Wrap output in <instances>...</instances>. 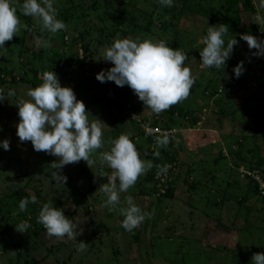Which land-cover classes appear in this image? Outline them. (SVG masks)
Here are the masks:
<instances>
[{
    "label": "rangeland",
    "instance_id": "1",
    "mask_svg": "<svg viewBox=\"0 0 264 264\" xmlns=\"http://www.w3.org/2000/svg\"><path fill=\"white\" fill-rule=\"evenodd\" d=\"M12 2L18 8L22 28L6 42V52L0 51V78L4 81L0 89L7 98L0 102V141L10 140V150L0 147V264H251L254 253H264V201L259 197H264V189L254 181L259 186L255 194L251 181L242 179L243 174L254 172L256 157L264 162V65L256 64L260 60L255 61L245 44L246 60H239L244 62L245 71L239 78L235 77V67L224 74L203 69L200 50L204 45L199 43L209 26L227 25L230 36H225L226 41L240 37L253 21L259 23L264 40V23L256 20L257 15L264 17L261 0H252L256 13H243L238 28L226 12V0H173L172 7L162 6L159 0H54L57 18L67 15L68 19L61 18L67 30L54 35L57 42L49 48L37 46L36 41L49 33L41 31L33 17L19 11L23 0ZM120 12L125 26L113 37L114 18ZM29 23L27 34L32 37L23 47L21 37ZM100 31L107 44L98 47ZM60 34L69 42L63 45ZM81 35L91 46L87 55L81 49L83 42L77 40ZM137 37L163 39L168 46L183 49L188 54L186 66L197 78L186 100L158 115L145 109L129 86L96 79L97 73L113 66L102 59L104 49L117 38ZM57 55L60 62L72 60L71 65H51L61 86L73 88L77 99L85 103L90 121L98 118L106 124L104 147L91 157L96 163L92 168L83 160L64 166L61 174L68 177L65 185L51 178L54 170L50 165L57 158L35 151L31 142H20L16 134L18 99H28L27 91L35 87L34 73L54 63ZM229 81L235 84L232 94L223 90ZM10 90L16 95L8 97ZM178 109L186 114H178ZM194 115H199L196 125ZM142 119L175 131L167 148L159 149L172 159V196L155 197V181L148 179L152 169L127 193L120 194L121 204L113 211L105 207L107 197L98 190L108 182L107 177H100L99 151L110 150L109 140L124 133L134 140L141 158L150 160L140 150L157 151L156 138H146L139 130ZM188 132L198 134L187 136ZM103 171L111 175L107 165ZM256 172L264 186V168ZM92 186L94 190H90ZM77 187L85 196L82 200ZM39 189L45 200L58 192L65 216L81 222L83 233L77 241L89 245L86 251L77 252V241L46 235L36 219L42 207L38 200L29 203L27 211H20V199L37 198ZM69 192L74 197H68ZM127 195L143 211L152 213V219L131 232L122 227L124 217L119 213ZM31 218L36 223L31 224ZM21 222L31 225L24 233L16 229Z\"/></svg>",
    "mask_w": 264,
    "mask_h": 264
},
{
    "label": "clouds",
    "instance_id": "2",
    "mask_svg": "<svg viewBox=\"0 0 264 264\" xmlns=\"http://www.w3.org/2000/svg\"><path fill=\"white\" fill-rule=\"evenodd\" d=\"M159 3L164 7L173 6V0H159ZM259 7L264 8V0ZM19 11L24 16L33 17L41 26V31H47L52 36L67 30L66 23L57 18L54 0H23ZM256 20L264 23V17L260 15ZM218 25L209 26L206 36L199 41L204 45L200 50V66L203 69H223L231 58L234 46L239 43L235 38L228 39L225 45V36H230L229 28L225 24ZM21 28L17 6L12 0H0V51L6 52V42L18 36ZM240 38L247 42L250 50H255L253 56L264 57V40L247 33L241 34ZM36 43L38 47H51L50 38L38 39ZM102 59L113 66L97 73L96 79L101 83L114 82L119 87L129 86L145 109L157 115L186 100L196 84L197 78L186 66L188 54L183 49L168 46L163 39L117 38L104 49ZM233 71L239 78L245 71L244 62L241 61ZM42 80L40 85L27 91L28 99L20 98L16 103L20 118L16 134L20 142H31L35 151L57 158L50 165L54 170L51 178L56 184L65 185L68 177L61 174L64 166L83 160L92 168L96 163L91 157L104 147L103 129L106 124L98 118L89 120L85 103L77 99L72 87L61 86L54 71H45ZM15 95L14 90L7 93L8 97ZM4 100L7 98L0 89V102ZM154 141L157 149L167 148L171 142L170 133L157 135ZM109 143L112 145L110 150L99 151L100 177H107L108 182L101 184L98 190L107 197L105 207L115 211L116 206L121 204L120 194L127 193L140 177L156 168V178L160 179L167 175L171 165L154 164L152 160L142 159L136 144L127 134L122 133L118 138L110 139ZM0 147L10 150V140L0 141ZM153 155L160 158V151H155ZM104 165L111 170V175L103 171ZM29 203H37V198H21L20 211H27ZM119 213L124 217L122 227L129 232L146 219H152V213L143 211L131 195L124 197V206L119 207ZM36 219L49 238L77 241V236L83 233L77 218L66 217L63 208L50 203L43 204ZM30 226L21 222L16 229L24 233ZM88 246L84 241H77L76 250L84 252ZM251 264H264V253H254Z\"/></svg>",
    "mask_w": 264,
    "mask_h": 264
},
{
    "label": "trees",
    "instance_id": "3",
    "mask_svg": "<svg viewBox=\"0 0 264 264\" xmlns=\"http://www.w3.org/2000/svg\"><path fill=\"white\" fill-rule=\"evenodd\" d=\"M224 3H225V6H226V12H228L229 14H231L234 17V22H235L234 25H236V26H234L235 28H238L239 26L242 25L241 15L243 13L244 14L248 13V12L256 13V10H255V7H254V4H253L252 0H226V2H224ZM121 13L122 12H120V15L117 18H114V22L116 24V29L112 32L113 37H115V33L114 32L120 33V29H123L124 26H125L124 14H121ZM59 16H60V19L62 17H65L64 19H68L67 15H65V13H62ZM30 26H31V24L28 25L26 31L24 30L25 34L21 37L20 44L23 47H25V44L27 42H29L30 38L32 37V36H29L27 34L30 31V28H31ZM260 31H261V28H260L259 23H256V22L253 21L243 31V34L247 33V34H252L254 36H258ZM31 33H32V31H31ZM99 33H100V37L98 38V40H96V42H97L96 44H97L98 47L102 46V45L105 46L107 44L106 39L104 38L105 36L103 35L102 31H100ZM48 35L49 36H46L44 39L47 40V39L50 38L51 43L52 42H57V39H56L55 36H52L50 33ZM60 35H61L60 36L61 37L60 40L62 41L63 45H64V41L66 43L69 42L68 38H67V40H64V37H63L64 35H62V34H60ZM235 38L239 41V43H238V45L234 46V51H233V53L231 55V58L226 62L227 65L223 69H217V71L215 70V72L220 73V74L221 73L224 74L225 72L229 71L231 68L237 66L241 62L239 60H243V61L246 60L245 44H247V42L245 43V41L242 40L240 37H232L230 39H235ZM77 40L83 42V44L81 45V49L84 52V54L87 55L88 53H90L91 46H90V43L87 42L86 37L81 35V36L77 37ZM89 41H93V39H91ZM226 44H227V40L225 41V45ZM65 45H67V44H65ZM250 51H251L250 53H253L255 50H250ZM34 54H35V52H33V55ZM58 56L59 55H57L56 58L54 59V63L51 62L50 65H48L47 67H44V68H43V66H41L39 68V71H36V73H34L33 85L35 87L41 84L43 73L45 71H51L50 70L51 67H52L51 65L62 66L64 63L67 64V65H71V61L72 60L70 58L63 59L64 62L63 61L60 62L61 60H60V57H58ZM253 57H255V56H253ZM35 58H36V56H35ZM39 58L41 59V62L44 61V57L40 56ZM257 64L261 67V65H264V60H260L259 63H257ZM44 65H45V63H44ZM39 76H41L40 80L38 79ZM0 82H1V84L4 83L3 79L0 78ZM231 82H233V81L227 82L225 84V86H227V84H229ZM0 88H1V86H0ZM208 89H211V88H208ZM213 95H214L213 93L209 94V96L211 98H213ZM178 114H186V111L178 109ZM198 121H199V119L196 118V116L194 115L193 116V125H196L198 123ZM133 142H134V140H133ZM156 150H159V149H156ZM140 152L146 158H148L150 160H153L154 164H159V165L169 164L170 161L172 160L169 155L164 153L163 149L160 150V158H156L153 155V153L155 151L151 152L149 149L148 150L147 149L146 150H140ZM256 159H257V165L255 166V168L251 169V171H255V172L259 171V170L261 171L264 168V162L262 161V159H260L259 157H256ZM258 159H260V160H258ZM258 165H261V167L258 166ZM255 169H257V170H255ZM156 171H157V169L153 168L152 173L150 175H148V179L152 180V182L155 181L154 178L156 176ZM263 179H264V177H263ZM92 181L93 180H90V183ZM155 184H156V182H155ZM251 184H253V185H250V187L253 188V192L255 194L256 193L258 194L259 186L254 181H251ZM172 188H173V186L169 185L168 192H167L166 196H163L162 198H169L170 199L171 196H172ZM90 190H94V186H92V188H90ZM76 192H77V195H79L81 197V200L85 198V196L82 194V192H80L78 187L76 188ZM155 192H156V189H155ZM42 194H41V189H39L38 192H37V195H38L37 200L42 203V206L45 203H50V204H52L53 206H55L57 208H62L63 201L58 196V192L55 195H53L52 198L49 199V200L43 199L42 198ZM68 197H74L73 193L69 192ZM259 197H261L260 199H262V201H264V197H262L261 194H259ZM34 222H35V218H31L30 219V223L33 224ZM35 233H37V232H35Z\"/></svg>",
    "mask_w": 264,
    "mask_h": 264
},
{
    "label": "built area",
    "instance_id": "4",
    "mask_svg": "<svg viewBox=\"0 0 264 264\" xmlns=\"http://www.w3.org/2000/svg\"><path fill=\"white\" fill-rule=\"evenodd\" d=\"M257 37H259L260 39L263 40L262 30L259 32V35ZM66 40H67V38H66ZM253 58L255 59L256 62H258L259 60H264V57H256L255 56ZM233 85H235V84L233 82H231V83L227 84V86H225L223 88V90H225L228 94H232L233 93ZM145 125H147V127H144ZM138 128L145 135L146 138H156L157 135H161L164 132H168V133H170V135L175 133V131L161 129L160 126L149 125L143 119L138 122ZM245 178H248L251 181H255L256 183H258L261 186V189H264V186L260 182V180H261L260 176L257 174V172L254 171L253 173H245V174H243L242 179H245ZM170 179H171V168L169 169L166 176H162L160 179H157L155 176V182H156V184H155V187H156L155 197L156 198H162L163 196H165L167 194ZM262 194L264 196V192Z\"/></svg>",
    "mask_w": 264,
    "mask_h": 264
},
{
    "label": "crops",
    "instance_id": "5",
    "mask_svg": "<svg viewBox=\"0 0 264 264\" xmlns=\"http://www.w3.org/2000/svg\"><path fill=\"white\" fill-rule=\"evenodd\" d=\"M197 117H199V115H197ZM193 131V130H192ZM198 133H194V132H188L187 133V136H196ZM184 135V134H183ZM186 137V136H185ZM191 139V138H190ZM177 142H179V143H181V140L180 139H178L177 140ZM193 142H195V141H193ZM195 143H197V142H195Z\"/></svg>",
    "mask_w": 264,
    "mask_h": 264
}]
</instances>
